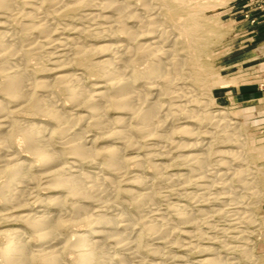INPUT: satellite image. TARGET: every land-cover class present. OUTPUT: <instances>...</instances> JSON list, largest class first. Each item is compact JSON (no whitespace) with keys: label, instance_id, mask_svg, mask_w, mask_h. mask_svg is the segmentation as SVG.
Instances as JSON below:
<instances>
[{"label":"rangeland","instance_id":"obj_1","mask_svg":"<svg viewBox=\"0 0 264 264\" xmlns=\"http://www.w3.org/2000/svg\"><path fill=\"white\" fill-rule=\"evenodd\" d=\"M134 2L130 1L131 7L135 6ZM145 5L151 10L152 16L156 15L153 26L158 25L164 33L161 38L164 49L171 50L166 58L173 56L180 62L171 76V81L163 82L164 88L157 98L163 102L165 108L163 113H168L164 116L167 117L166 120L162 117L161 122L166 121L167 124L164 122L161 130H157L159 134H156L155 130H153L155 133L148 130L146 134L129 131L139 126L133 118L128 124L129 130L126 131L131 145H124L120 142L125 138L121 141L109 138L111 132L120 129L115 124V119L120 116V110L110 107L103 109L105 106H98L99 111H104V120L108 126L96 128L92 125L93 119L87 114V104L67 102L65 94L56 86L44 93L56 102L59 112L68 119V122H72L67 126L68 133L75 131L78 137L85 136L96 149L118 146L121 148L122 157L129 159L124 170L115 175L104 170L107 158L102 154L98 156L96 163L81 166L85 172L98 173V177L113 178L114 184L119 188L115 190L117 186L114 188L112 185L102 183L99 189L103 192L96 196L99 200L96 199L95 204L111 205L107 210L114 216L119 214L134 216L142 221L156 223L158 227L164 229L159 237L143 235L144 246L140 252L137 251L138 253L131 254L135 249L114 250L115 247L109 245L99 249V254L105 257L108 264L112 262L118 264L122 257H127L125 258L127 264H198L197 261L203 258L217 259L213 264L232 262L264 264V33L257 31L256 28L260 16L264 15V0H145ZM44 10L51 22L50 29L45 35H40L36 28L31 27L23 32L22 17L4 22L6 28L4 26V29L0 30L9 33L11 38L8 39L9 42L14 40L21 45L17 57L19 60L17 59L15 64L18 71L31 80L38 81L51 80L60 73L74 74L80 77L78 86L84 88L85 92H91L93 84L100 79L92 74L87 66L91 62H96V56L89 53L85 56L87 60L79 63L80 58L72 54L74 51L63 54L59 48H49L50 46H45L44 43L69 35L70 38H75L70 47L81 45L83 48H90L112 41L113 38L106 35L99 21L101 25L94 24L85 17L86 12L81 6L74 8L67 0H60V4L55 6L45 3ZM0 20L3 23L4 19ZM135 24L132 19L128 21L129 26L133 27ZM140 33L136 42H144L150 38L149 34L140 37ZM118 36L120 41L125 40L123 33H118ZM187 46L189 49L185 48ZM32 51L39 54L31 57L28 53ZM23 53H26L24 57ZM137 58L144 59L133 63L136 75L146 70L154 60L152 56ZM58 61L60 63H57ZM153 77L150 79L141 77L139 79L141 82L136 87L142 88L147 84L145 81L159 78ZM0 101L6 102L1 93ZM137 103L139 107L144 104L141 101ZM25 106L26 103H23L18 111L11 114L12 121L22 127L40 125L48 130L58 128L55 121L46 116L31 114ZM135 106L139 109L137 104ZM219 110L235 121V126L238 124V130L233 136L241 139L242 148L235 144L233 146V142L220 140V134L224 133L218 132L221 127H217L218 117L214 116ZM189 113L196 115L194 118H197V115L199 117L208 114L211 121H194L195 119L191 118L192 122L185 123L186 120H190L186 118ZM131 116L133 117L132 114L129 115ZM78 117L84 119L77 126L73 122H76ZM133 123L137 126L135 127ZM180 126L195 127L199 133L201 132L198 133L200 140L203 144L206 142L205 146H209V162L206 168L200 169L194 164L192 166L193 160L186 159L189 154L204 151L187 150V144L195 141L179 132ZM227 131L232 135L230 129ZM57 137L52 138L51 144L54 151H61ZM18 140L19 136L14 134L12 150L14 149L19 160L37 164L25 145H22L23 142L17 144ZM229 150H241L244 160L242 162L236 160L231 165L224 164L226 166L223 167L221 162H230L233 158H230L229 154L223 156L220 152ZM67 162H70V155L64 154V163ZM212 167L216 168L219 174L222 172L228 174L223 178H216L214 182H206L210 185L206 189L198 187L204 185V182L194 185L193 180L202 176L200 172ZM242 169H246L244 175L235 174V170ZM32 172L34 176H39L35 168ZM134 176L147 180L143 188L150 197L140 204L125 192L128 189L140 192L141 186L129 181ZM98 177H95L97 181L102 182ZM4 179L5 177L0 176V182ZM188 179H193L192 183ZM230 189L232 192L229 193ZM112 190L115 192L111 193ZM34 192L36 200L57 197L60 194L49 189L43 178L38 179ZM225 192H228L227 200L221 199L226 195ZM34 197L30 200L33 203L30 208L32 213L44 212L54 215L60 212L34 203ZM234 202L240 204L227 205ZM79 204L85 207L87 213L91 212L95 205L81 202ZM69 206L70 203L62 208L63 216L69 215ZM14 207L7 209L0 207L2 211L0 214L18 212L20 208ZM234 211L240 212L239 219H236L238 215L234 214ZM85 225L77 223L64 227L61 230V237L73 240L75 235L88 231V226ZM5 228L21 229L30 247L35 248L37 242L33 240L32 233L13 217L0 219V230ZM6 241L9 240L0 236V243ZM151 248L156 249L155 254L150 253ZM74 257L75 254L67 250L62 260L67 264H74L70 262Z\"/></svg>","mask_w":264,"mask_h":264},{"label":"bare ground","instance_id":"obj_2","mask_svg":"<svg viewBox=\"0 0 264 264\" xmlns=\"http://www.w3.org/2000/svg\"><path fill=\"white\" fill-rule=\"evenodd\" d=\"M130 1L67 0L72 6L74 5V8L75 6H81V9L86 12L85 17L91 22L97 25L102 24V29L108 37L113 38L112 41L109 40V42L90 48H83L81 45L70 47L75 38H70L68 35L56 40L45 41L44 43L45 46H50L49 48H59V51H62L61 53L63 54L74 51L72 54H76L80 58L78 60L79 63L85 62L87 60L85 56L89 53H93L96 56V62L90 61L91 63L89 62L90 64L87 66L88 70L100 79L97 83L93 84L91 92H85L84 88L78 86L80 77L74 74L60 73L51 80L38 81L31 80L27 75L20 73L15 64L17 63V59L19 60L17 57L18 50H21V45L14 40L9 42L8 39H11L9 33L7 31H0V76L2 78L0 93L6 99V102L0 101V176L5 177L0 182V207L4 209L14 206L20 208L18 212H15L16 214H0V219H10L13 217L15 221L21 223L25 229L32 233L33 240L37 242L35 243V248L30 247L29 242L25 239L24 231L18 228L0 230V236L9 240L8 242L0 243L2 264H67L62 260V256L67 250L75 254L74 259L70 261L71 263L108 264L105 257L99 254V249L112 245L115 247L114 250L117 248L118 251H131L135 249L131 252V254H135L143 249V235L159 237L163 233V228L158 227L156 223L142 221L137 217L125 214L114 216L107 210L109 209L107 207L111 205L106 206V203L95 204L99 200L96 196L103 192L99 189L102 183L112 185V187H116L117 184H114L115 180L113 178L98 177V173L85 172L81 169V166L96 163L98 156L102 154L107 158V165L104 170L111 171L115 175L124 170L129 159L122 157L121 148L118 146H107L102 149H96L85 136L78 137L75 131L68 133L67 126L68 124H72V122H68V119L59 112L56 102L44 94L56 86L58 90L60 89L65 94L67 102H83L87 104V114H89V118L93 119L92 125L96 128L102 129L108 126L104 120V111H99L98 106H105L103 109L110 107L120 110V116L115 119V124L120 129L111 132L109 138L119 139L120 141L125 138V143L124 141L120 142L124 145H131L129 144L130 139L126 131L129 130L128 124L133 118L139 126L133 123L137 127L129 131L134 130L137 134H144L148 130H155L156 134H159L157 130H161L160 128L164 126V122L167 124L166 121L161 122L162 117L166 120L167 117L165 118L164 116H167L168 113H163L165 109L163 102L157 98L164 88L163 82L168 83L171 81V76L180 62L178 59L173 58V56L166 58V56L170 55L171 50L169 52L164 49V42L161 41L164 33L158 28V25L153 26L156 15L152 16L151 10L145 5V0H134V7H131ZM45 3L55 6L60 4V0H0V18L4 19L3 23L0 20V30L4 29V22L12 18L22 17L24 19L21 26L23 32L29 30L31 27L36 28L40 35H45L51 25L44 10ZM144 15L146 16L144 17ZM130 19L134 20L135 26L128 25ZM139 32H141L140 37L149 34L150 38L144 42H136ZM118 33H123L125 38H120L125 40L120 41ZM185 48H188V46ZM36 54L38 55L39 53L35 51L28 53L31 57ZM25 55L26 53H23V57ZM144 56H152L154 60L146 70L136 75L133 63H136L138 60L143 61L142 59L144 58L138 59L137 57ZM57 63L60 62L58 61ZM10 67H13V69H10ZM153 76L159 77L158 79L162 78V80L153 79L149 82L145 81L144 83H147L148 86L146 84L142 88L136 87L141 82L139 81L141 77L150 79L154 78ZM138 101H141L142 104L144 103L143 106L142 104L140 105L142 107L138 106ZM23 103H26L25 108L31 114L48 117L58 124V128L48 130L40 125L22 127L15 121H12L11 114L18 111ZM135 104H137L139 109ZM131 114L133 117H129ZM123 115L127 116L124 117ZM195 116L189 113L186 118L190 120H186L185 123L192 122L191 118ZM214 116L218 117L216 121L217 127H221L218 132L224 133V135L220 134V140L233 142V146L235 144L239 148H242L243 143L241 139L238 136H233L238 130V124L235 126V121L229 119L227 114L220 110L216 111ZM83 119L84 117H78L76 122L73 123L78 126ZM194 119V121H211V117L208 114L199 115V117L197 115V118ZM232 125L234 126L231 127ZM227 129L232 131V135L228 133ZM180 131L195 141L188 143L187 146L185 145L188 148L187 150L204 151V153L189 154L186 159L193 160L191 162L192 166L194 164L200 169L206 168V164L209 162V146H205L206 142L203 144L202 140H200L199 134L201 132L199 133V130L191 126H183L179 129ZM14 134L19 136L17 144L20 145V141L23 142L22 145H25L26 150L37 164L34 165L19 160L16 152L13 151L14 149L12 150ZM54 136H58L57 138H59L58 145L61 147V151H54L52 147L51 140ZM170 142L172 143V138ZM240 151H221L220 153L223 156L229 154L228 156L233 159L230 162L223 161L220 164L224 167L226 166L224 164L231 165L236 160L242 162L244 156ZM64 154L70 155V162H67V164L64 163ZM191 164L189 165L191 166ZM33 168L39 172V176L33 175ZM245 170H235V174L244 175ZM216 172V168L214 167L207 168V171H201V177L192 179L195 182L194 185L204 182V185L201 184L198 187L206 189L210 186L206 182H214L216 178H223L228 174L226 172L220 174L217 172L216 174ZM95 177H98L102 182H98ZM207 177H212L213 180ZM39 178H43L48 188L60 193V196L52 198L50 196V198L36 200L33 192L36 190ZM192 180L188 179L191 183ZM129 181L141 186L139 188L140 192L132 191L131 189L125 190L127 195L133 197L137 204L150 197V194L144 191L145 188H143L147 180L145 181L143 178L134 176ZM131 182L129 183L131 184ZM117 188L118 186L115 190ZM222 188L225 187L222 186ZM228 192H232L231 189ZM228 192H225L227 196L225 195L221 199L227 200L229 198ZM33 197L35 199L34 203L45 205L57 211L60 210V212L54 215L44 212L41 214L38 212L32 213V209L30 208L33 203L30 200ZM107 201L109 202V200ZM79 202L95 204L93 205L94 209L92 208L93 210L87 213L85 207L79 204ZM68 203H70V213L68 216L66 214L63 216V213H61L62 208L67 206ZM238 204L240 203L234 202L227 205L235 206ZM8 210L10 211V209ZM234 214L238 215L240 212L234 211ZM183 215L185 216V214ZM236 219H239V215ZM77 223L86 224L85 226H88V231L75 235L73 240L61 237V230L64 227ZM149 251L152 254L156 253L155 248H151ZM125 258L127 257L119 259L118 264H127ZM216 260L213 258H203L198 260L197 263L210 262L213 264ZM230 264H233V262Z\"/></svg>","mask_w":264,"mask_h":264},{"label":"crops","instance_id":"obj_3","mask_svg":"<svg viewBox=\"0 0 264 264\" xmlns=\"http://www.w3.org/2000/svg\"><path fill=\"white\" fill-rule=\"evenodd\" d=\"M257 31L264 33V15H261L257 23ZM257 94V93H256Z\"/></svg>","mask_w":264,"mask_h":264}]
</instances>
